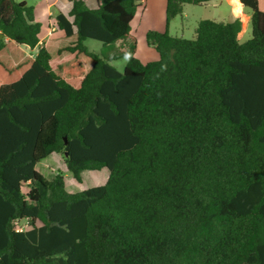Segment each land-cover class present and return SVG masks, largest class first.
<instances>
[{
	"label": "trees",
	"instance_id": "16d2710c",
	"mask_svg": "<svg viewBox=\"0 0 264 264\" xmlns=\"http://www.w3.org/2000/svg\"><path fill=\"white\" fill-rule=\"evenodd\" d=\"M68 1L73 20L59 12L56 31L76 37L61 51L75 60L55 71L34 6L0 0V264H264L258 0H241L244 43L239 19L172 36L186 5L214 0H166V30L146 34L159 58L147 63L131 26L141 1ZM87 40L120 51L93 52ZM11 43L37 54L12 60ZM121 58L123 72L110 64ZM52 153L78 182L104 168L107 182L68 192L62 172L36 169Z\"/></svg>",
	"mask_w": 264,
	"mask_h": 264
},
{
	"label": "rangeland",
	"instance_id": "374dc122",
	"mask_svg": "<svg viewBox=\"0 0 264 264\" xmlns=\"http://www.w3.org/2000/svg\"><path fill=\"white\" fill-rule=\"evenodd\" d=\"M17 2L26 1L28 5L34 6L35 13L37 16V21L42 25V32L40 38H42V45H45L47 50L52 56L51 66L57 71L60 65H64L75 60V55L69 52H61L67 46L71 44L73 40L66 38L61 32H52L50 35V30L56 24V15L59 12L68 13V0H16ZM101 1V0H100ZM232 1V0H231ZM95 8V4H91ZM217 7H220V12L217 10ZM236 9V7H235ZM142 15V10H138L137 17L133 23L132 28L133 36L137 40V53L136 57L142 62H152L155 61L158 56L155 48H152L146 41V30L147 23H144L140 26V17ZM230 15V7L228 4L221 0L219 2L212 1L207 5L202 6H193L186 5L184 11L181 15L177 16L171 21V32L172 36L183 37L186 39H194L196 37V28L201 20H213L216 22H228V17ZM244 24L246 25V31L243 36L240 38L239 42L244 43L252 37V27L251 23L248 22V19H244ZM54 33V34H53ZM85 45L90 51L103 53L109 55L115 52H119L120 49L116 46H103L101 42L95 40H87ZM16 47V48H15ZM10 50V55L12 60L18 59L22 56L23 53L34 56L36 52L33 50L19 46L11 43L8 45ZM20 50V51H19ZM61 52V53H60ZM78 60L84 65L85 71H87L89 63L91 60L85 55L81 54L78 56ZM128 59L121 58L116 61H112L110 64L114 66L119 72H123ZM72 85L78 84L75 81L68 79ZM37 171L44 175L47 179H51L58 172H62L65 177L66 190L71 193L80 192L95 186L104 185L107 181L105 176L109 171L107 168H104L99 171L86 170L82 173L83 181L82 183L75 180L72 174L67 170V166L64 161V157L58 153H52L45 159L43 162L39 163L36 167ZM85 187V188H82ZM17 228L19 230L28 229L26 221H20L17 223Z\"/></svg>",
	"mask_w": 264,
	"mask_h": 264
},
{
	"label": "crops",
	"instance_id": "0c3cea01",
	"mask_svg": "<svg viewBox=\"0 0 264 264\" xmlns=\"http://www.w3.org/2000/svg\"><path fill=\"white\" fill-rule=\"evenodd\" d=\"M138 1H141V4H142V6L140 8H138V10H142V15L140 17L141 18L140 19V26H142L144 23H147L148 28L146 30V34L150 30H154V31H158V32L165 31L166 27H167V25H166V0H138ZM219 1H221V0H214V2H216V3ZM224 1L230 7V15L228 17V19H229L228 22H232V21L238 19L239 15H241V14L244 15L248 19V22H250L251 10L248 8H245L243 6L241 0H232V1L231 0H224ZM211 2H209V3H211ZM258 2H259L260 9L264 12V0H258ZM209 3H207V4H209ZM91 4H95V8H96L99 4V0H90L87 3V5L90 8H94L91 6ZM207 4H205V5H207ZM68 5H69L68 13H64V14L72 21L73 18L69 17V15H68L69 11L71 10L72 3L68 2ZM235 7H236V9H235ZM138 10H137L136 15H135V17L131 23V26H133V23L137 17ZM217 10L220 12V7H217ZM35 15H36V13H35ZM36 19H37V16H36ZM52 28L53 29L50 30V35L52 34L53 31H54V33L58 32V31H56V24ZM133 30L134 29L132 28V35L134 33ZM246 30H247L246 25L244 24V29H242V32L239 34V37H238L239 40L243 36V34L245 33ZM169 31L171 32V22L169 24ZM146 34H145V36H146ZM69 39L74 41V40H76V37L74 36V37L69 38ZM40 43L42 44V38H40ZM118 45H119V43L116 44L115 46L118 47ZM33 51L36 52L35 53V55H36L38 48L34 49ZM157 56L159 58L158 53H157ZM143 63H147V62H143ZM105 180L106 181L108 180V174L105 176ZM82 188H85V187H82Z\"/></svg>",
	"mask_w": 264,
	"mask_h": 264
},
{
	"label": "built area",
	"instance_id": "2783aa9c",
	"mask_svg": "<svg viewBox=\"0 0 264 264\" xmlns=\"http://www.w3.org/2000/svg\"><path fill=\"white\" fill-rule=\"evenodd\" d=\"M246 17L244 16V15H239V20L242 22V25H243V27H242V29H244V19H245ZM247 19V18H246Z\"/></svg>",
	"mask_w": 264,
	"mask_h": 264
},
{
	"label": "water",
	"instance_id": "95a60500",
	"mask_svg": "<svg viewBox=\"0 0 264 264\" xmlns=\"http://www.w3.org/2000/svg\"><path fill=\"white\" fill-rule=\"evenodd\" d=\"M66 140V142H67V139H65Z\"/></svg>",
	"mask_w": 264,
	"mask_h": 264
}]
</instances>
